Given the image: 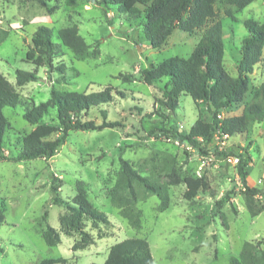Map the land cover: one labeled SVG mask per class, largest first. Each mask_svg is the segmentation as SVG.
<instances>
[{
    "label": "rangeland",
    "instance_id": "374dc122",
    "mask_svg": "<svg viewBox=\"0 0 264 264\" xmlns=\"http://www.w3.org/2000/svg\"><path fill=\"white\" fill-rule=\"evenodd\" d=\"M214 7L215 19L221 23L223 65L235 76L240 43L247 35L244 21L263 22L264 0H254L233 18L223 14L221 6ZM143 22L141 13H122L117 5L102 0H0V72L14 84L16 69L36 71L37 80L16 87L28 106L47 101L52 87L92 92L109 86L124 94L113 93L109 103L82 115L83 120L100 124V111L106 110L105 120L117 121L118 126L72 130L53 156L29 161L16 156L23 135L35 125L22 117L23 106L3 108L7 126L0 156V209L4 211L0 264H37L61 257L68 258L66 264H101L112 244L131 236L146 238L154 264H229L230 257L239 258L245 241H251L254 264H264V121L250 123L223 151L214 144H201L198 150L186 141L167 138L165 130L170 126L186 133L198 117L209 120L210 113L184 94L174 112L168 111L162 96L167 79L148 85L140 80V73L150 63L187 57L202 31L188 34L176 29L159 49H153L144 39ZM40 25L51 29L57 45L53 64H63L62 70L47 72L45 66L25 61L31 37ZM72 25L87 44L80 55L56 36L59 28ZM263 80L264 63L257 64L248 76L244 100L232 104L225 115H239ZM53 115L50 110L43 120ZM236 152L246 153L248 174L256 184L249 185L257 190L254 195L246 194L236 168L222 158ZM120 158L165 188L166 208L161 209L159 197L135 180L131 193L120 173ZM176 176H204L208 188L185 199V184L172 183ZM77 179L84 181L88 200L106 214L108 223L92 227L85 222V230L95 239L86 248L72 250L79 235L62 232L60 242L49 246L42 232L47 224L59 231L58 218L65 211L51 203L50 181L70 201ZM259 210L252 216V211Z\"/></svg>",
    "mask_w": 264,
    "mask_h": 264
},
{
    "label": "trees",
    "instance_id": "16d2710c",
    "mask_svg": "<svg viewBox=\"0 0 264 264\" xmlns=\"http://www.w3.org/2000/svg\"><path fill=\"white\" fill-rule=\"evenodd\" d=\"M254 0H102L104 3L117 5L122 13H141L143 17V36L148 45L159 49L178 29L188 34L201 30L200 40L187 57L172 56L157 64H148L140 73V80L148 85L156 84L162 78L166 83L162 96L164 107L170 111L178 107L181 94L192 98L198 108L203 105L210 113L209 120L198 117L190 126L188 132H181L172 126L166 129L167 138L179 142L186 141L192 148L201 150V142L208 141L218 127L224 133L234 136L245 133L250 123L264 121V80L251 92L244 103L239 115H225L222 120L216 118L217 113L226 112L234 103L244 100L248 90V76L257 64L264 63V20L258 23L247 19L244 26L247 35L240 43V56L236 60V75H230L224 68V44L221 38V23L216 20L214 5L221 6L223 14L233 18ZM51 29L40 25L31 37V45L25 53V61L35 67L45 66L47 72L62 70L64 65H55L56 43L51 39ZM56 36L60 43L69 48L74 54H83L87 44L79 34L76 25L59 28ZM15 83L10 82L0 72V156L3 154V135L7 126V118L3 113L4 107L23 106L22 117L35 127L22 137V148L17 154L19 160L49 158L65 142L72 130H93L105 127H116L117 121H106V110H101L103 121L95 124L91 120H83L82 115L92 107L109 103L113 93L123 96V92L106 86L102 90L92 92L59 91L50 89L47 101L28 106L16 87H21L38 79L36 71L15 70ZM125 79H135L123 76ZM169 86V88H167ZM53 110V119L44 121V116ZM219 123V125H218ZM264 142V137L262 138ZM240 159L236 166L238 178L247 195H254L257 190L247 184V156L238 153ZM234 154V155H235ZM120 173L125 185L131 190V181L141 183L144 188L156 194L161 202V209L167 207V197L162 196L165 188L155 184L147 177L140 175L124 159H119ZM182 181L185 184L183 197L192 199L199 190H206L208 184L204 176H178L172 181ZM52 191L51 203L62 206L65 211L59 216V231L46 225L42 232L44 242L49 246L60 242V232L71 236L79 235L72 245V250L83 249L94 243L95 239L85 230V222L92 227L107 224L106 214L93 206L87 198L84 181L75 182V195L70 201L63 199L59 187L50 181ZM219 203V202H216ZM262 211V210H261ZM252 211V216L261 212ZM222 223L226 225L225 215L220 213ZM4 224V211L0 209V226ZM251 241H245L239 258L230 257L229 264H254ZM264 259V257H263ZM68 258H46L37 264H66ZM89 264H99L91 262ZM101 264H154L148 241L145 237L131 236L112 244Z\"/></svg>",
    "mask_w": 264,
    "mask_h": 264
},
{
    "label": "built area",
    "instance_id": "2783aa9c",
    "mask_svg": "<svg viewBox=\"0 0 264 264\" xmlns=\"http://www.w3.org/2000/svg\"><path fill=\"white\" fill-rule=\"evenodd\" d=\"M225 116V113L222 111V112H219L217 113L216 115V118L218 120H222V118ZM219 125V123H218ZM231 138V135H228L227 133H224L223 131H221L220 128H216L212 137L210 138V140L208 141H203L201 138H198V140L201 142V144H207V145H215L217 147L218 150L220 151H223L226 147H227V143L229 142ZM241 153V152H239ZM223 159H226L228 162H230L234 168H236L237 164L239 163V159H240V156L239 154H233V155H227L226 157H222ZM202 166L199 167V169L201 168ZM237 171V170H236ZM237 173V172H236Z\"/></svg>",
    "mask_w": 264,
    "mask_h": 264
},
{
    "label": "crops",
    "instance_id": "0c3cea01",
    "mask_svg": "<svg viewBox=\"0 0 264 264\" xmlns=\"http://www.w3.org/2000/svg\"><path fill=\"white\" fill-rule=\"evenodd\" d=\"M233 137H235V136H231L230 139H232ZM247 173H248V168H247ZM253 181H254V179L251 176H249V174H247V184L250 185V183H254V185H256L255 182H253Z\"/></svg>",
    "mask_w": 264,
    "mask_h": 264
}]
</instances>
